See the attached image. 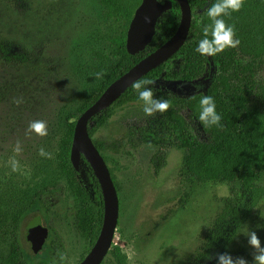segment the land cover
<instances>
[{"label": "rangeland", "instance_id": "374dc122", "mask_svg": "<svg viewBox=\"0 0 264 264\" xmlns=\"http://www.w3.org/2000/svg\"><path fill=\"white\" fill-rule=\"evenodd\" d=\"M199 1L202 7L192 6L196 26L210 0ZM102 11L98 0H0V41H13L14 49L22 48L30 55L29 61L22 63H8L0 57V198L19 196L40 183L52 188L56 200L46 214L33 208L22 219L21 240L28 264H62L60 254L67 257L64 264H78L93 245L87 231L79 228V217L84 215L91 221L97 216L101 189L95 187L97 178L92 169L80 164L78 169L73 167L89 201L85 206L70 183L61 147L73 133L70 124L75 126L116 60L110 36L119 25ZM179 20L176 9L164 12L151 44L136 54L137 60L161 44ZM195 35L193 31L190 39ZM185 58L178 54L164 65L177 83L189 82L196 89L175 93L177 109L187 98L207 92L227 104L241 99L248 107L264 110V56L253 59L239 55L226 72L215 55L197 52ZM101 71L103 79L97 80L95 74ZM15 98H22L23 103L17 106ZM143 107L138 100L114 107L107 122L90 134L101 145L119 197L111 246L123 257L121 264H211L223 253L243 257L252 264L253 249L241 232L246 226L255 231L264 247V196L234 240L223 251L214 252L211 259L200 260L196 253L201 250L204 231L223 209L222 198L229 197L240 207L247 202L237 184L184 181L181 167L185 148H170L155 172L152 157L159 148L158 127L144 130L142 143L132 146L122 124L128 111ZM180 111L191 125L188 108L183 106ZM34 120L46 122L47 135H25ZM17 141L22 147L17 159L24 170H30V179L7 166ZM41 147L54 158L39 156ZM259 182L264 187V173ZM10 211L15 212L13 208L6 212ZM6 253L5 242L0 241V264ZM101 264L119 263L110 250Z\"/></svg>", "mask_w": 264, "mask_h": 264}, {"label": "trees", "instance_id": "16d2710c", "mask_svg": "<svg viewBox=\"0 0 264 264\" xmlns=\"http://www.w3.org/2000/svg\"><path fill=\"white\" fill-rule=\"evenodd\" d=\"M189 1L192 6L202 7L199 0ZM98 2L102 7V14L119 25L118 31L110 36L112 51L116 60L111 63L105 80L100 83L96 93L89 98L84 109L96 100L110 82L138 59L136 55L127 52L126 33L134 11L141 0H98ZM216 3L218 0L209 1L197 26L192 22L187 39L177 53L138 79L155 81L153 91L157 97L169 102V109L163 114L157 113L152 117H147L141 108L140 110L128 111L127 116L122 118V124L127 128L128 142L132 146H138L142 143L144 130L147 131V128L154 127V125L158 127L155 134L158 137L159 148L152 157L155 172H158L162 166V161H164L170 148H185L186 153L183 156L181 167V175L184 181L190 183L193 180L197 182L217 180L234 183L238 185L240 194L245 197L246 208L235 204L229 197L222 198L223 209L214 218L209 229L204 231L201 250L196 253V257L200 260L210 257L216 251H223L234 240L243 224L253 216L255 207L264 196V187L259 182L260 176L264 173V110L248 107L241 99L232 104H227L214 99L209 93L203 92L187 98L182 105V107L188 108L191 118L190 125L180 111L182 107L180 110L176 108L179 103V99L175 96V93L179 92L176 87L178 80L174 79V75L168 73L164 67L167 61L178 54H184L185 59H190L197 53L196 48L199 42L205 39L204 27L212 24L208 17V10ZM219 18L223 19L226 25L234 26L235 38L240 41L238 47L230 48L215 55L223 72L228 70L233 60L239 55L253 59L264 56V0H244L239 11L231 12L230 15ZM173 31L162 39L161 43ZM193 31L196 32V35L191 40L190 36ZM207 38L211 39V36L209 35ZM13 45V41H0V57L8 63L29 61L30 55L24 52L22 48L14 49ZM205 95L213 98L216 112L221 116V126L208 127L199 121L200 100ZM136 100H138V95L130 86L110 106L89 119L87 126L89 134L107 122L114 107ZM191 126L192 129H190ZM70 130L74 131V123L70 124ZM72 137L73 133L66 142H63L61 147L62 158L68 165L72 187L79 199L85 206H88L89 201L86 192L75 179L76 173L70 163ZM94 143L100 150L101 145L97 141ZM81 166H87L91 169L83 155L80 159ZM98 186L96 181L95 187L98 188ZM55 201L52 188L40 185V183L19 196L0 198V241L5 242L7 248V253L2 257L1 264L29 263L30 260L28 261L21 240L22 219L33 208L41 214H46ZM99 206L97 216L91 221L84 218V215L79 217V228L81 231H87L91 245L98 236L103 219V201L99 203ZM12 208L14 213L12 211L6 212L7 209ZM110 250H112L117 262L121 264L123 257L119 250L117 248L112 249V246ZM35 260L39 262L38 257ZM211 264H216V260L213 259Z\"/></svg>", "mask_w": 264, "mask_h": 264}, {"label": "water", "instance_id": "95a60500", "mask_svg": "<svg viewBox=\"0 0 264 264\" xmlns=\"http://www.w3.org/2000/svg\"><path fill=\"white\" fill-rule=\"evenodd\" d=\"M171 1L141 0L134 11L126 33V49L129 54L136 55L149 47L156 31L157 21L164 12L170 9ZM175 1L180 6L181 17L174 33L110 82L75 122L70 149L72 165L78 169L81 155L85 157L97 178L103 201L100 231L93 245L78 264H101L113 242L119 215L117 189L104 157L88 132V121L102 109L110 106L134 81L177 53L184 44L192 22L191 4L189 0ZM176 87L179 91H196L189 82H179ZM36 234V230L33 229V236Z\"/></svg>", "mask_w": 264, "mask_h": 264}, {"label": "clouds", "instance_id": "9594fccd", "mask_svg": "<svg viewBox=\"0 0 264 264\" xmlns=\"http://www.w3.org/2000/svg\"><path fill=\"white\" fill-rule=\"evenodd\" d=\"M244 4V0H218V3L212 5L208 10V17L212 24L205 26L203 35L205 39L199 42L196 51L201 55H217L223 52L226 48H236L239 46V39L235 38L234 26L226 25L223 19L219 17L230 15L231 12H237ZM211 36V39L207 37ZM104 72L95 74L97 80L103 79ZM155 81L153 80H136L131 87L138 95V101L143 102V112L145 116L152 117L157 113L163 114L166 112L170 104L167 100L160 99L153 91ZM199 87V86H197ZM17 106L23 103L22 98H15L13 101ZM221 116L216 112V105L211 96H203L200 100L199 121L208 127L221 126ZM35 133L37 136L47 135V124L42 120L30 121L25 135ZM13 155L9 157L7 166L10 167L13 173H20L26 178H31L30 170H24L17 156L22 152V147L19 141L16 142L12 149ZM38 155L46 159H53L52 152L45 151L43 147L39 148ZM226 194L225 193H222ZM264 218V217H261ZM248 238V244L253 249L252 264H264V247L261 246L260 240L255 231H251L246 226V230L241 232ZM62 264L67 261L64 254L59 257ZM211 259V257H209ZM216 264H248V261L243 257H231L226 253L219 254L216 257Z\"/></svg>", "mask_w": 264, "mask_h": 264}, {"label": "flooded vegetation", "instance_id": "af4514ba", "mask_svg": "<svg viewBox=\"0 0 264 264\" xmlns=\"http://www.w3.org/2000/svg\"><path fill=\"white\" fill-rule=\"evenodd\" d=\"M177 5H178V7H177ZM170 9H176L179 13H180V17H181V9H180V6H179V4L175 1V0H172L171 1V7H170ZM191 9H192V5H191ZM191 24H192V22H191ZM178 26V25H177ZM177 26L174 28L175 30H176V28H177ZM174 30V31H175ZM174 31H173V33H174ZM172 33V34H173ZM171 34V35H172ZM165 41V40H164ZM163 41V42H164Z\"/></svg>", "mask_w": 264, "mask_h": 264}]
</instances>
